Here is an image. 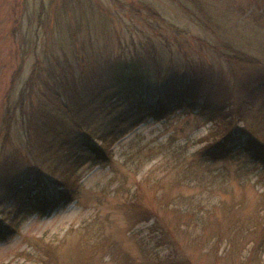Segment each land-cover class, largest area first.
<instances>
[{
    "label": "rangeland",
    "instance_id": "rangeland-1",
    "mask_svg": "<svg viewBox=\"0 0 264 264\" xmlns=\"http://www.w3.org/2000/svg\"><path fill=\"white\" fill-rule=\"evenodd\" d=\"M41 2L0 0V221L13 227L0 238V264H235L226 251L238 241L246 253L264 218V172L243 154L182 174L175 148L190 159L210 137L212 123L198 109L182 106L161 120L103 115L96 124L117 135L109 161L82 148L53 157L37 137L27 148L20 121L5 134V106L37 58L55 54L81 70L124 52L152 63L157 57L162 70L194 61L229 86L236 61L200 39L264 60V0H90L82 28L61 11L73 4ZM235 65L242 81L244 68ZM258 96L264 111V93ZM258 107L248 110L250 123L264 122ZM49 185L73 190L74 198L44 214L17 215L21 191Z\"/></svg>",
    "mask_w": 264,
    "mask_h": 264
},
{
    "label": "trees",
    "instance_id": "trees-1",
    "mask_svg": "<svg viewBox=\"0 0 264 264\" xmlns=\"http://www.w3.org/2000/svg\"><path fill=\"white\" fill-rule=\"evenodd\" d=\"M89 1L65 0L68 5L73 4L75 10L64 5L61 11L70 10L76 20L79 19L76 28H82L85 8L91 5ZM41 3L42 8H46L43 0ZM145 8L162 18L150 5L146 4ZM92 11L94 13L95 9ZM163 20L166 19L163 17ZM200 41L228 63L236 61L241 65L244 68L242 81H238L240 76L236 75L235 63L230 67L236 80L229 86H221L215 72L194 61L162 70L157 57L152 63L142 55L128 57L124 52L95 70H81L66 56L63 60L56 54L47 61L37 58L15 102L9 99L6 102L5 134L9 136L14 123L20 121L27 148L37 137L41 139L44 153L53 157L66 158L73 149L82 148L97 158L112 161L111 143L117 140V135L112 129L101 130L96 124L103 115L126 113L161 120L184 106L189 111L198 109L212 126L207 143L197 149L192 158L184 155L185 148H175V158L182 156L176 165L182 174H195L203 171L205 164L211 166L220 159L243 154L262 164L264 172V122L259 118L256 123H250L247 114L248 110L257 109L260 100L256 99L264 93V70H260L264 68V60L232 45ZM258 108L264 114L262 107ZM20 193L16 201L17 215L23 210L44 214L74 198L73 190L59 185ZM257 224V237L246 253L243 254L238 241L226 251L227 255H235V264H264V218ZM12 231L10 223L0 221V238ZM159 264H163V260Z\"/></svg>",
    "mask_w": 264,
    "mask_h": 264
}]
</instances>
